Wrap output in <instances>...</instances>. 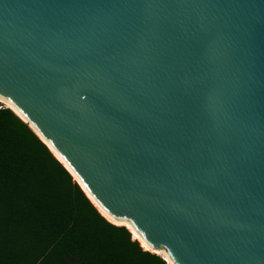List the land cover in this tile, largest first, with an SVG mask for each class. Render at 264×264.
<instances>
[{"label":"water","instance_id":"95a60500","mask_svg":"<svg viewBox=\"0 0 264 264\" xmlns=\"http://www.w3.org/2000/svg\"><path fill=\"white\" fill-rule=\"evenodd\" d=\"M0 100L166 264H264V0H0Z\"/></svg>","mask_w":264,"mask_h":264},{"label":"trees","instance_id":"16d2710c","mask_svg":"<svg viewBox=\"0 0 264 264\" xmlns=\"http://www.w3.org/2000/svg\"><path fill=\"white\" fill-rule=\"evenodd\" d=\"M0 264H166L107 221L45 144L0 108Z\"/></svg>","mask_w":264,"mask_h":264},{"label":"bare ground","instance_id":"6f19581e","mask_svg":"<svg viewBox=\"0 0 264 264\" xmlns=\"http://www.w3.org/2000/svg\"><path fill=\"white\" fill-rule=\"evenodd\" d=\"M0 103H2L4 106H5V108H7V109H9L1 100H0ZM10 110V109H9ZM11 111V110H10ZM12 112V111H11ZM13 113V112H12ZM14 114V113H13ZM15 115V114H14ZM52 152V151H51ZM55 156V155H54ZM56 157V156H55ZM91 198V197H90ZM91 201H92V203L93 204H95L94 203V201L91 199ZM96 205V204H95ZM96 208H97V210L99 211V213L107 220V221H109L110 223H113L114 225H122V226H124V227H126L130 232H131V234L133 235V239H135V240H137V241H139V244L141 245V247L144 249V250H147V251H150L133 233H132V231L127 227V226H125L121 221L120 222H115V221H112L111 219H110V217H108L97 205H96Z\"/></svg>","mask_w":264,"mask_h":264},{"label":"rangeland","instance_id":"374dc122","mask_svg":"<svg viewBox=\"0 0 264 264\" xmlns=\"http://www.w3.org/2000/svg\"><path fill=\"white\" fill-rule=\"evenodd\" d=\"M0 108H5V106L2 103H0Z\"/></svg>","mask_w":264,"mask_h":264}]
</instances>
